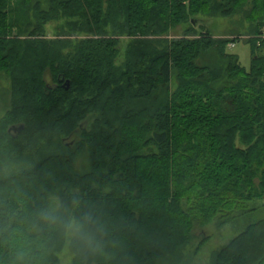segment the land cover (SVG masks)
I'll list each match as a JSON object with an SVG mask.
<instances>
[{
	"label": "trees",
	"instance_id": "16d2710c",
	"mask_svg": "<svg viewBox=\"0 0 264 264\" xmlns=\"http://www.w3.org/2000/svg\"><path fill=\"white\" fill-rule=\"evenodd\" d=\"M190 12L243 16L256 37L250 69L227 51L230 40L171 37ZM1 72L13 108L0 140L30 147L57 180L109 185L134 225L131 264H191L185 251L199 236V252L205 227L243 221L264 200V0H0ZM212 264H264V219Z\"/></svg>",
	"mask_w": 264,
	"mask_h": 264
},
{
	"label": "clouds",
	"instance_id": "9594fccd",
	"mask_svg": "<svg viewBox=\"0 0 264 264\" xmlns=\"http://www.w3.org/2000/svg\"><path fill=\"white\" fill-rule=\"evenodd\" d=\"M110 192L42 173L30 147L0 140V264H131L134 225Z\"/></svg>",
	"mask_w": 264,
	"mask_h": 264
},
{
	"label": "rangeland",
	"instance_id": "374dc122",
	"mask_svg": "<svg viewBox=\"0 0 264 264\" xmlns=\"http://www.w3.org/2000/svg\"><path fill=\"white\" fill-rule=\"evenodd\" d=\"M23 0H17L18 3ZM212 3V1H210ZM32 4V3H31ZM213 4V3H212ZM207 5L204 6V8ZM23 12V11H22ZM14 18H19V27L21 30H26L25 26L28 24V19L26 20L25 16L22 13H16L13 15ZM22 17V18H21ZM192 17H195L196 22L192 25L190 22ZM248 21H245L243 16L235 15L231 17H224L219 13H209V12H200L194 15L189 14L187 23L181 24L179 27L171 31V37H183L186 34H189L190 37H198L203 32H209L213 37L217 39H227L230 40V45L227 47V51L231 54L239 56L241 65L249 70L252 62V49L251 45L248 44L249 41L255 39L251 33V27ZM59 27V22L52 23L47 27L46 34L49 38H53L56 34V31ZM15 31V30H14ZM16 33V31H15ZM14 35V34H13ZM17 35V34H16ZM84 37V35H81ZM262 40V39H260ZM129 40L127 37H124L120 40V51L121 56L118 60V64L121 65L124 63V54L127 49ZM211 58L203 59V65H207L212 61L214 64V57L217 60V57L211 54ZM177 82L173 83V90H176ZM11 79L7 74L0 73V128H2V123L5 125L4 121L7 120V116L11 109L13 108V91H12ZM72 139H69L68 143ZM88 155L85 154L79 158L75 165V169L83 173L88 169ZM263 202H256L258 204V210L248 214L243 221H232L231 223L225 225L222 229H218L214 224H210L205 227V231L209 239L201 247L199 252L195 254V250L199 243L201 242V237H197L193 244L185 251L189 257L192 258L191 264H212V256L214 253L218 252L228 244L232 239L236 238L243 230L247 223H252L260 219H264V205Z\"/></svg>",
	"mask_w": 264,
	"mask_h": 264
},
{
	"label": "water",
	"instance_id": "95a60500",
	"mask_svg": "<svg viewBox=\"0 0 264 264\" xmlns=\"http://www.w3.org/2000/svg\"><path fill=\"white\" fill-rule=\"evenodd\" d=\"M196 21L195 20H193V23H195ZM66 86V89H69V87H70V82L69 81H67L65 84H64V87ZM24 128H25V125L24 124H22V125H19V126H12V127H10L9 128V133H12V132H14V133H16L17 135H19L23 130H24Z\"/></svg>",
	"mask_w": 264,
	"mask_h": 264
}]
</instances>
